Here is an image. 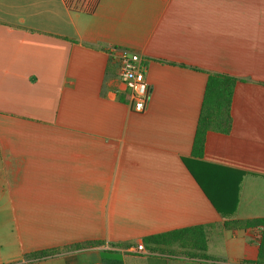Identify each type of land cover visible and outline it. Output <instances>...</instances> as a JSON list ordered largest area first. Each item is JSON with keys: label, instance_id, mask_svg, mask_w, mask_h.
<instances>
[{"label": "crops", "instance_id": "1", "mask_svg": "<svg viewBox=\"0 0 264 264\" xmlns=\"http://www.w3.org/2000/svg\"><path fill=\"white\" fill-rule=\"evenodd\" d=\"M113 47L146 62L143 113ZM210 74L238 79L231 132L207 137L202 161L217 169L191 156ZM184 159L220 193L237 187L225 169L245 173L233 216ZM261 217L264 0H0V264H246L261 230L224 224ZM198 225H212L218 262L144 243Z\"/></svg>", "mask_w": 264, "mask_h": 264}, {"label": "trees", "instance_id": "2", "mask_svg": "<svg viewBox=\"0 0 264 264\" xmlns=\"http://www.w3.org/2000/svg\"><path fill=\"white\" fill-rule=\"evenodd\" d=\"M237 81L238 79L234 77L222 74H210L208 77L191 153L192 158L203 165V167H206V169H217V167L202 161L204 158L208 135L210 133L228 135L232 130V99ZM183 161L216 210L225 218L233 216L236 212L240 185L245 173L241 171L225 169L226 171H231L234 173L237 187L235 193H233L232 190H230L229 193L226 190H221L222 193H220L219 191H216V189L212 188L209 184H206L203 179L199 177L189 160L184 159ZM211 226L212 225H198L152 235L146 237L144 239V243L147 249L154 253H160L166 249L169 250L173 247H176L183 251V255H186L189 258H197L216 262L217 260H213L207 255V233ZM224 228L230 230L259 228L261 230V237L257 259L245 263L264 264V217L248 220L229 219L225 222ZM101 245H103V242L95 241L72 245L68 248L80 249L88 246ZM58 252L59 250L40 251L34 255L38 257H47Z\"/></svg>", "mask_w": 264, "mask_h": 264}, {"label": "built area", "instance_id": "3", "mask_svg": "<svg viewBox=\"0 0 264 264\" xmlns=\"http://www.w3.org/2000/svg\"><path fill=\"white\" fill-rule=\"evenodd\" d=\"M109 55L118 64V76L128 91L130 109L136 113L145 112L151 97V88L146 77V62L137 53L122 47L111 48ZM134 57L138 59H134ZM138 77L143 79H138ZM140 105L142 107L137 110ZM136 251L149 254L142 243L138 245Z\"/></svg>", "mask_w": 264, "mask_h": 264}, {"label": "clouds", "instance_id": "4", "mask_svg": "<svg viewBox=\"0 0 264 264\" xmlns=\"http://www.w3.org/2000/svg\"><path fill=\"white\" fill-rule=\"evenodd\" d=\"M134 59H138L137 57H134ZM138 79H143L142 77H138ZM142 107V105L138 106L137 110H140V108Z\"/></svg>", "mask_w": 264, "mask_h": 264}, {"label": "rangeland", "instance_id": "5", "mask_svg": "<svg viewBox=\"0 0 264 264\" xmlns=\"http://www.w3.org/2000/svg\"><path fill=\"white\" fill-rule=\"evenodd\" d=\"M138 262H141L140 260H138Z\"/></svg>", "mask_w": 264, "mask_h": 264}]
</instances>
